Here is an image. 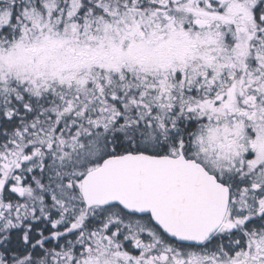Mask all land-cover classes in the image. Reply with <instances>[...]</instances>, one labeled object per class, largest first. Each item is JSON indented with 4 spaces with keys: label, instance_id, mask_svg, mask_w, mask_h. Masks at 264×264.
Segmentation results:
<instances>
[{
    "label": "snow or ice",
    "instance_id": "snow-or-ice-1",
    "mask_svg": "<svg viewBox=\"0 0 264 264\" xmlns=\"http://www.w3.org/2000/svg\"><path fill=\"white\" fill-rule=\"evenodd\" d=\"M0 264H264V0H0Z\"/></svg>",
    "mask_w": 264,
    "mask_h": 264
}]
</instances>
